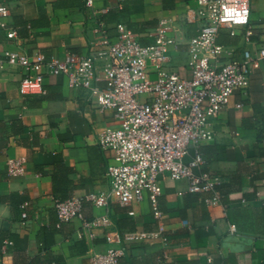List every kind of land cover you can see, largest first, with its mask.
Returning <instances> with one entry per match:
<instances>
[{
	"label": "crops",
	"instance_id": "1",
	"mask_svg": "<svg viewBox=\"0 0 264 264\" xmlns=\"http://www.w3.org/2000/svg\"><path fill=\"white\" fill-rule=\"evenodd\" d=\"M195 7V0H94L90 7L85 0H12L7 23L17 39L8 40L0 30V60L8 52L30 56L38 51L45 60L87 54L89 44L102 31L113 36L118 23L148 45L159 21L167 20L175 25L178 40L168 48L169 67L189 77L187 42L198 27L185 17ZM232 30L233 36L221 29L216 38L231 58L264 47V0H250L248 25ZM21 78L17 66L0 68V229L15 237L4 239L13 242L4 256L1 243L0 264H58L59 259L60 264H88L89 252H102L106 245L103 230L85 228L82 221L105 210L85 197L109 188L110 156L97 141L117 122L112 112L98 110L53 76L45 79L42 92L21 96ZM214 132L213 141L200 145L202 163L194 170L220 178L213 202L205 200L214 194L190 193L186 181L166 177L160 182V220L147 200L110 206L107 213L119 233L154 232L162 226L163 240L131 245L119 264H264V66L253 71L243 92L234 93L214 121ZM19 157L26 160L25 173L8 176L7 160ZM53 185L59 188L56 194ZM68 196L81 200L80 218L57 226L54 200Z\"/></svg>",
	"mask_w": 264,
	"mask_h": 264
},
{
	"label": "built area",
	"instance_id": "2",
	"mask_svg": "<svg viewBox=\"0 0 264 264\" xmlns=\"http://www.w3.org/2000/svg\"><path fill=\"white\" fill-rule=\"evenodd\" d=\"M11 1L0 0V30L8 40H15L17 32L7 23ZM93 2L85 0V6ZM195 4L185 17L198 27V34L187 42L189 77L169 67L167 51L176 47L178 40L175 25L167 20L159 21L148 45H142L130 29L118 23L115 34L102 31L100 38L89 44L87 54L68 53L45 60L38 51L30 56L8 52L6 60H0V68L6 63L21 70V96L42 92L45 79L53 76L98 110L112 112L117 122L106 128L97 141L110 156L105 172L109 188L85 197L91 206L105 210L91 221H82L85 228L102 229L106 245L102 252H89L88 264H119L131 245L162 239L160 224L154 232L119 233L107 213L112 204L130 207L147 200L153 217L160 220V182L166 177L186 181L190 193L214 194L205 200L207 203L218 195L215 188L219 177L194 172L202 163L199 147L213 141L214 121L220 112L236 91L248 87L253 71L264 66V47L245 49L239 58H231L228 49L216 42L221 29H230L233 36V27L248 25L250 0H195ZM237 14L244 19H238ZM250 35L247 30L246 42ZM224 54L230 58L222 60ZM190 147L193 157H189ZM6 166L8 176H21L26 171V160L10 158ZM53 208L59 226L80 218L82 202L71 196L54 200ZM25 218L22 214L23 225ZM12 246V241L4 240L2 256Z\"/></svg>",
	"mask_w": 264,
	"mask_h": 264
},
{
	"label": "trees",
	"instance_id": "3",
	"mask_svg": "<svg viewBox=\"0 0 264 264\" xmlns=\"http://www.w3.org/2000/svg\"><path fill=\"white\" fill-rule=\"evenodd\" d=\"M126 25V27L128 28V29H130L129 28V26L127 25V24H125ZM57 191H59V188H57L55 185H53V193L54 194H56V192ZM70 196H68V197H66V198H57V200H60V201H63V200H65V199H67V198H69ZM5 238H10V239H15V237L14 236H11V235H8V234H6V232L3 230V229H0V246H1V243H2V241L5 239ZM60 259L58 260V264H60ZM29 264V263H28ZM43 264V263H42ZM46 264H50V262H47Z\"/></svg>",
	"mask_w": 264,
	"mask_h": 264
},
{
	"label": "clouds",
	"instance_id": "4",
	"mask_svg": "<svg viewBox=\"0 0 264 264\" xmlns=\"http://www.w3.org/2000/svg\"><path fill=\"white\" fill-rule=\"evenodd\" d=\"M237 18L240 19V20L244 19V17L239 16V14H237Z\"/></svg>",
	"mask_w": 264,
	"mask_h": 264
}]
</instances>
